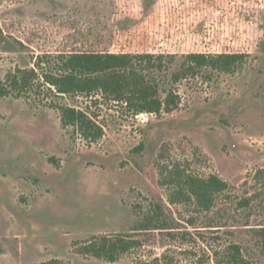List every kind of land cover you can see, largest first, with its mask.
I'll list each match as a JSON object with an SVG mask.
<instances>
[{
	"label": "rangeland",
	"instance_id": "374dc122",
	"mask_svg": "<svg viewBox=\"0 0 264 264\" xmlns=\"http://www.w3.org/2000/svg\"><path fill=\"white\" fill-rule=\"evenodd\" d=\"M74 52L161 54L139 70L175 103L137 114L59 94L45 76ZM232 52L248 54L234 71L175 79L187 54ZM0 86V264H231L234 246L264 264V0H0ZM177 168L228 187L208 210L173 201ZM155 204L171 229L137 230ZM108 234L143 245L114 262L82 252Z\"/></svg>",
	"mask_w": 264,
	"mask_h": 264
},
{
	"label": "trees",
	"instance_id": "16d2710c",
	"mask_svg": "<svg viewBox=\"0 0 264 264\" xmlns=\"http://www.w3.org/2000/svg\"><path fill=\"white\" fill-rule=\"evenodd\" d=\"M168 55L171 57L172 54ZM247 56L248 54L243 52L190 53L186 56L185 70L183 73L175 74V79H180L185 72L202 67H211L224 72L234 71L240 65L242 66ZM160 57H162L161 54L150 53L74 52L64 55L58 72L46 74V83L54 87L59 94H90L99 91L110 99L133 106L137 114L158 113L164 109V104L165 108H171L170 105L175 103L173 95L170 93L167 102L164 103L158 94L159 85L140 72L139 66L146 63L152 68H155L156 65L161 67V64H156L157 59H161ZM23 77L22 75L21 78ZM14 83H17V80H14ZM2 89L0 86L1 95L5 91ZM63 121L67 124L77 125L85 136L94 130L86 113L75 107L66 106L63 108ZM170 182L175 187L173 201H190L194 198L198 206L205 210L210 209L214 205L218 193L228 187L227 182L217 175L200 177L187 174L179 168L171 176ZM136 229H171V226L164 217L161 206L155 204L142 216L139 227ZM142 245V240L134 235L108 234L94 236L87 240L82 246V252L114 262L122 255L141 248ZM167 263L171 264L172 260ZM230 263L241 264L239 246L233 247Z\"/></svg>",
	"mask_w": 264,
	"mask_h": 264
},
{
	"label": "built area",
	"instance_id": "2783aa9c",
	"mask_svg": "<svg viewBox=\"0 0 264 264\" xmlns=\"http://www.w3.org/2000/svg\"><path fill=\"white\" fill-rule=\"evenodd\" d=\"M143 115V114H142Z\"/></svg>",
	"mask_w": 264,
	"mask_h": 264
}]
</instances>
